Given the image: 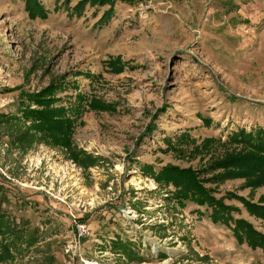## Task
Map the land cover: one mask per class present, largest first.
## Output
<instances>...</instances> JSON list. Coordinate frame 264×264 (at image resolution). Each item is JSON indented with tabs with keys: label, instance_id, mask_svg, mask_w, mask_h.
Wrapping results in <instances>:
<instances>
[{
	"label": "rangeland",
	"instance_id": "374dc122",
	"mask_svg": "<svg viewBox=\"0 0 264 264\" xmlns=\"http://www.w3.org/2000/svg\"><path fill=\"white\" fill-rule=\"evenodd\" d=\"M78 1L39 0L46 16L31 19L23 0H0L3 207L39 235L7 264H127L110 251L116 238L143 257L129 264H264L206 207L168 203L173 188L142 173L167 164L201 171L223 152L205 140L264 128V0H116L104 24L108 6L70 15ZM52 84V106L68 116L82 107L70 145L21 144L30 122L14 117ZM73 150L94 165L82 167ZM244 183L214 184L215 196L256 203L264 187ZM225 204L264 233V219ZM75 223L90 235L78 237Z\"/></svg>",
	"mask_w": 264,
	"mask_h": 264
},
{
	"label": "trees",
	"instance_id": "16d2710c",
	"mask_svg": "<svg viewBox=\"0 0 264 264\" xmlns=\"http://www.w3.org/2000/svg\"><path fill=\"white\" fill-rule=\"evenodd\" d=\"M70 1L63 0L62 4L68 6ZM115 1L79 0L72 7L70 15L80 17L86 6L95 8L108 6L109 9L103 12L98 21L104 24L113 15L112 6ZM119 1L133 3V0ZM23 2L24 9L31 19L45 18L46 12L39 0H23ZM116 63L119 61L112 65L114 66ZM57 86L58 84H52L37 98L30 99L33 101L35 109L31 106H24L20 111L21 117L18 115L14 117L15 121L22 119L24 122H30V125L24 132H21L17 139L21 144L25 143L28 147L36 142L70 145V138L82 112V107L77 114L68 116L67 109L52 106L54 102L58 101L53 97ZM83 102L84 98H81L82 106ZM2 121H8L4 114H0V122ZM207 124L209 123L207 122ZM213 142H216L217 145L220 144L223 152L218 157L219 159H215L201 171L181 169L167 164L157 172L153 171L151 165H143L142 173L150 175L160 187L171 186L173 188L174 191L168 192L164 197L168 203L175 201L182 208L187 202L206 207L210 211L211 223L225 226L231 231L238 244H245L251 250H260L264 254V233L257 231L246 220L234 218L232 213L238 209L233 205L225 204V199L237 201L251 216L264 219V195L260 196L256 203L232 192H226L220 198L215 196L217 192L215 187L229 179L242 178L245 180L244 186L252 189L264 187V128L255 127L246 130L238 127L230 132L224 141L212 138L205 140L204 145ZM194 150L196 151V149ZM71 152L70 157L82 167L86 166V163L89 166L94 165L92 159L82 158L81 154L75 150ZM214 184L216 186L213 188ZM7 204H9V200L5 196L3 187L0 186V264L13 262L16 257L30 253V250L35 249L39 241L36 228H29L28 222L24 220L17 224L12 217H9L8 211L3 207ZM110 251L126 260L127 264L143 262V257L134 249V244L131 241L116 238L110 244ZM161 258L166 259V256L162 255Z\"/></svg>",
	"mask_w": 264,
	"mask_h": 264
},
{
	"label": "built area",
	"instance_id": "2783aa9c",
	"mask_svg": "<svg viewBox=\"0 0 264 264\" xmlns=\"http://www.w3.org/2000/svg\"><path fill=\"white\" fill-rule=\"evenodd\" d=\"M75 228H76V234L78 235V237H87L90 235L89 229L84 224L75 223Z\"/></svg>",
	"mask_w": 264,
	"mask_h": 264
}]
</instances>
